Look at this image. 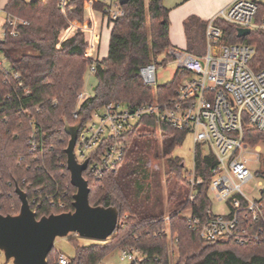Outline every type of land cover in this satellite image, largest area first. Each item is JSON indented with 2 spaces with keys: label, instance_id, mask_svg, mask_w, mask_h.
Here are the masks:
<instances>
[{
  "label": "trees",
  "instance_id": "obj_1",
  "mask_svg": "<svg viewBox=\"0 0 264 264\" xmlns=\"http://www.w3.org/2000/svg\"><path fill=\"white\" fill-rule=\"evenodd\" d=\"M90 1H94V11L102 15L104 6L100 0H72L64 12L59 8V0H9L6 5L10 13L29 23L21 28L17 37L7 39L3 52L30 94L22 96L26 113L20 114L21 105L13 86L0 84L1 215L20 212L17 187L29 200L36 196L43 202L36 213L38 219L62 214L51 207L47 196L66 201V212H73L77 189L72 186L67 169L65 150L70 136L65 132L66 127L84 126L96 109L112 102L140 105L164 92L166 97L170 96L180 83L177 75L166 85L150 88L143 84L140 76V69L146 65L173 61L168 54L173 48L170 10L163 0H150L148 5L145 0H129L123 5L124 16L109 21L112 26L109 51L102 61L89 57L88 33L79 29L62 41L72 25L91 29ZM222 26L226 42L252 45L256 51L253 67L264 65V32L254 31L247 38H239L236 27ZM183 27L185 50L196 56L204 55L206 22L192 15L184 21ZM160 58L163 61L159 63ZM93 64L97 82L94 93L80 105L75 119L77 96L84 90L86 75ZM10 93L11 101L2 103L3 97ZM31 119L37 120L41 128L40 142L44 145L37 154L31 153L27 145ZM186 137V132L152 117L143 118L125 135L123 161L107 170L100 182L88 179L90 204L119 210L117 230L107 241L88 246H81L72 239L76 254L70 264H100L114 251L129 247L138 248L146 257L141 264H264V243L238 246L230 242H205L189 228L184 212L193 210L204 216L212 207L209 189L216 159L213 155H203L201 148H197L195 171L202 183L196 188L194 203H190L189 171H184L183 161L173 155ZM244 137L251 145L264 146V132L245 130ZM104 149L105 145L98 154ZM150 156L163 157L164 180L167 186L173 187L167 213L163 176L160 172L150 174L146 169ZM182 189L186 191L183 196L180 195ZM167 229L178 240L175 247L171 246L169 236L163 235ZM174 252L177 254L175 262ZM59 257L60 253L53 249L48 263L57 264Z\"/></svg>",
  "mask_w": 264,
  "mask_h": 264
},
{
  "label": "built area",
  "instance_id": "obj_2",
  "mask_svg": "<svg viewBox=\"0 0 264 264\" xmlns=\"http://www.w3.org/2000/svg\"><path fill=\"white\" fill-rule=\"evenodd\" d=\"M70 1L59 0V8L64 12ZM100 1L104 6L102 15L108 21L124 16L120 0ZM93 7L94 1H90L88 10H94ZM28 24L27 20L10 13L6 6L0 7V84L13 86L16 99L20 101V114L26 113L21 98L27 97L30 91L25 89L21 75L12 69L3 47L8 38L17 37L21 28ZM222 24L236 27L237 32L239 29L249 30L250 35L254 31L264 32V0H232L206 22L207 47L204 55L170 49L168 54L178 65L174 78L177 75L180 77V83L171 95L166 97L164 92L140 105L112 102L96 109L91 120L79 129L74 154L79 164L89 161L84 178L97 183L107 170L123 161L125 135L143 118L152 117L186 132L194 139L195 154L200 147L208 150L207 155L215 157L216 166L209 193L227 206L225 215H215L212 207L204 216L193 210L184 212L183 216L188 213L184 218L189 228L205 242H230L238 246L263 244L264 190L259 199H252L243 192V188L253 179L250 163L264 160V146L251 145L244 137L245 130L264 132V65L253 67L256 51L252 45L226 42ZM157 66L152 63L140 69L145 86H158ZM95 71L93 64L90 73ZM12 97L11 93L5 95L2 103L6 104ZM88 97L85 90L78 94V107L73 114L75 119L78 118V108ZM30 127L27 145L31 153L37 154L44 146L40 142L41 128L36 119H31ZM104 145V152L98 154ZM188 182V201L194 203L196 188L202 183L195 167L189 171ZM47 200L51 201V207L67 213L66 201L49 196ZM28 202L35 214L43 206L36 196ZM164 234L169 236L171 246L175 247L178 240L170 234V230L167 229ZM145 259L138 248L120 249V260L123 262L141 264ZM57 264H70V259L60 254Z\"/></svg>",
  "mask_w": 264,
  "mask_h": 264
},
{
  "label": "water",
  "instance_id": "obj_3",
  "mask_svg": "<svg viewBox=\"0 0 264 264\" xmlns=\"http://www.w3.org/2000/svg\"><path fill=\"white\" fill-rule=\"evenodd\" d=\"M129 0H120L126 5ZM250 35L249 30L239 29L238 37ZM80 126L66 127L70 136L67 155V169L71 175V184L77 189L74 195L73 212L52 214L40 219L32 211L27 194L19 187L16 193L21 201L17 215L0 214V250L7 261L13 264H49V254L54 249L57 238L76 234L82 238L107 241L116 232L119 222V210L116 207H94L90 204V187L84 178L89 161L79 164L74 149L77 144Z\"/></svg>",
  "mask_w": 264,
  "mask_h": 264
},
{
  "label": "rangeland",
  "instance_id": "obj_4",
  "mask_svg": "<svg viewBox=\"0 0 264 264\" xmlns=\"http://www.w3.org/2000/svg\"><path fill=\"white\" fill-rule=\"evenodd\" d=\"M26 2H31L33 0H25ZM150 0H145L146 5H148ZM232 0H163V4L166 8L170 10V21H171V41L178 50H185L186 47V37L183 28V22L188 16H197L201 20L208 22L211 20L217 13H219L227 3ZM9 0H0V7L4 8L8 4ZM91 11L88 10V14ZM96 13V12H95ZM102 15L94 14V23L92 27H94L97 31L95 34V48L90 49L88 54L94 60H104L108 56L109 51V42H110V33L111 27L108 24V20L106 19V23L102 25ZM91 27V28H92ZM81 30L85 33L88 32V28H79L72 25L62 36V41L69 38L73 35L77 30ZM207 47L206 37H205V50ZM176 49V48H175ZM163 61V58L159 59V63ZM178 69V65L174 61H163L161 64L157 66V78L158 85H166L172 82L174 75ZM96 78L93 74L88 71L85 79V88L84 90L87 92L89 97L93 96V89L96 86ZM160 142V139L158 140ZM202 154L207 155L209 152L207 149L203 148ZM173 155L178 157L183 161L184 171H192L195 167V143L194 139L191 135H187L184 143L181 147H178L174 150ZM164 160L163 157L155 158L154 156L149 157V161L146 165L147 171L152 174V172L161 173L163 176L164 173ZM249 169L253 173V179L251 182L244 186L243 192L252 199H259L261 191L264 190V176L262 172L264 170V160L260 162L250 163ZM163 176V180H164ZM150 182V181H148ZM174 182V181H173ZM164 183V211L167 213L170 209V203L168 202L170 195L173 192L172 186H167L166 181ZM186 193L185 189L180 191V195H184ZM212 201V211L215 215H225L227 214V206L223 203L218 202L215 197L210 195ZM185 217L188 216V213L184 214ZM72 239H75L78 244L81 246H88L99 241L82 238L76 234H70L65 238H57L54 244V249L62 254L67 259H72L75 257L76 248L72 243ZM173 262L177 260L176 252L173 253L172 256ZM0 264H13L12 261H7L4 253L0 250ZM100 264H130L129 262H123L120 260V250L114 251L110 254L102 263Z\"/></svg>",
  "mask_w": 264,
  "mask_h": 264
},
{
  "label": "crops",
  "instance_id": "obj_5",
  "mask_svg": "<svg viewBox=\"0 0 264 264\" xmlns=\"http://www.w3.org/2000/svg\"><path fill=\"white\" fill-rule=\"evenodd\" d=\"M230 3V2H229ZM229 3H227L226 4V6L229 4ZM225 6V7H226ZM224 7V8H225ZM94 14H96L95 13V11L94 10H92L90 13H89V18H90V21H91V23L93 24V20H94ZM102 17H103V19H102V25H104L105 23H106V18L102 15ZM189 17V16H188ZM188 17H186L185 18V20L188 18ZM184 20V21H185ZM95 23V22H94ZM96 24V23H95ZM108 24H109V21H108ZM183 24H184V22H183ZM110 26V25H109ZM184 28V27H183ZM88 42H89V45H90V49H94L95 48V44H96V42H95V34L97 33V31H96V29L94 28V27H92L91 29H88ZM171 43H172V41H171ZM172 46H173V48H176L177 49V47H175L174 46V44L172 43ZM89 49V50H90ZM185 49H186V47H185ZM89 57H90V55H89ZM91 58V57H90ZM92 59V58H91Z\"/></svg>",
  "mask_w": 264,
  "mask_h": 264
}]
</instances>
